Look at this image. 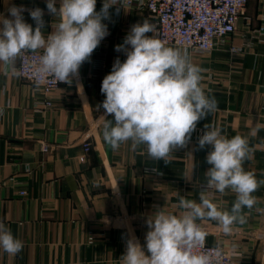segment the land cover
<instances>
[{
  "label": "crops",
  "instance_id": "0c3cea01",
  "mask_svg": "<svg viewBox=\"0 0 264 264\" xmlns=\"http://www.w3.org/2000/svg\"><path fill=\"white\" fill-rule=\"evenodd\" d=\"M145 1L126 0L123 7L109 9L110 18L102 21L109 35L71 86L50 95L51 108L31 83L0 67V221L24 243L15 255L0 251V264H120L128 239L145 244L146 219L158 208L176 214L179 195L198 200L211 167L206 162L211 146H198L205 124L221 128L229 138L247 136L254 154L245 161V170L264 179V129L251 134L257 123H264V0H248L235 33L211 52L169 45L187 51L203 69L202 83L215 97L217 110L198 122L187 147L174 150L168 164L150 159L146 149H133L131 142L113 151L103 140L104 109L97 111L105 99L102 80L117 57L126 59L115 46L145 19L158 38L157 20L141 9ZM103 2L97 0V12ZM13 5L39 7L45 35L54 30L56 20L46 0H0V17L11 19L8 9ZM22 14L35 29L29 12ZM254 195L258 203L248 222L236 225L232 234L225 235L215 221L202 224L208 242H219L234 264H264V186ZM214 200H223L230 209L235 194L229 190L223 197L215 194Z\"/></svg>",
  "mask_w": 264,
  "mask_h": 264
},
{
  "label": "clouds",
  "instance_id": "9594fccd",
  "mask_svg": "<svg viewBox=\"0 0 264 264\" xmlns=\"http://www.w3.org/2000/svg\"><path fill=\"white\" fill-rule=\"evenodd\" d=\"M125 2L104 0L97 12V0H60L59 8L56 0H46L56 20L47 36L42 9L13 5L8 9L11 19L0 17V67L19 77L17 62L38 54V61L28 65L37 87L49 76L71 86L80 67L109 35L102 22L110 18L109 9L123 7ZM24 11L29 12L35 29L25 22ZM115 51L123 52L126 59L121 62L117 57L102 80L100 91L105 99L97 111L104 109L103 140L113 151L131 142L133 149H146L150 159L168 164L174 150L187 147L198 122L217 110L215 97L206 93L202 83L203 69L191 62L187 51L158 39L146 19L131 27ZM78 89L82 91V85ZM110 115L113 119L107 118ZM261 129L264 123H257L251 134ZM198 146H211L206 156L211 167L204 174L198 200L179 195L176 214L158 208L146 219L145 244L135 237L128 239L120 264H220L224 253L219 242L204 251L208 233L203 222L215 221L225 235L248 222L249 212L258 203L254 193L264 186V179L258 180L244 167L254 154L248 137L229 138L221 128L205 124ZM229 190L235 194L230 209L223 200H214L215 194L223 197ZM23 247V241L0 221V251L15 255Z\"/></svg>",
  "mask_w": 264,
  "mask_h": 264
},
{
  "label": "built area",
  "instance_id": "2783aa9c",
  "mask_svg": "<svg viewBox=\"0 0 264 264\" xmlns=\"http://www.w3.org/2000/svg\"><path fill=\"white\" fill-rule=\"evenodd\" d=\"M247 3L248 0H146L140 6L157 20L158 39L167 46L208 53L214 50L218 42L235 33L237 22L244 15ZM238 51L239 48H232V52ZM38 59V54H29L22 62L19 61L20 77L41 92L46 97L45 107L51 108L53 103L50 95L66 83H57L49 76L37 87L28 65ZM49 148L44 145L43 151L48 152ZM214 248L207 240L204 251ZM222 249L224 254L220 264H234L231 253L223 247Z\"/></svg>",
  "mask_w": 264,
  "mask_h": 264
}]
</instances>
